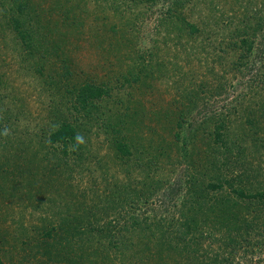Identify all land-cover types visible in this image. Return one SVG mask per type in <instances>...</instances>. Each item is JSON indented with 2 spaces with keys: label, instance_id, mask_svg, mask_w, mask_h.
Instances as JSON below:
<instances>
[{
  "label": "rangeland",
  "instance_id": "rangeland-1",
  "mask_svg": "<svg viewBox=\"0 0 264 264\" xmlns=\"http://www.w3.org/2000/svg\"><path fill=\"white\" fill-rule=\"evenodd\" d=\"M33 1L41 21L21 14V37L1 15L14 0H0L2 263L264 264V195L233 191L264 194V0H191L185 16L202 28L195 35L160 21L172 0ZM246 30L249 52L220 49L226 34L239 42ZM88 84L109 94L83 105L79 91ZM218 114L234 119L232 140L242 148L235 157L244 167L228 177L233 188L211 147ZM248 117L261 119L258 131ZM103 122L117 129L115 138ZM64 123L79 125L85 143L50 142ZM244 168L257 173L237 179ZM77 212L84 221L92 213L96 228L111 221L120 240L60 242L67 225L59 222ZM185 220L203 228L192 245L180 242L185 255L157 252L154 236L164 227L180 234ZM53 226L59 239L46 235Z\"/></svg>",
  "mask_w": 264,
  "mask_h": 264
},
{
  "label": "trees",
  "instance_id": "trees-1",
  "mask_svg": "<svg viewBox=\"0 0 264 264\" xmlns=\"http://www.w3.org/2000/svg\"><path fill=\"white\" fill-rule=\"evenodd\" d=\"M127 2L130 3H137V4H141V5H145L148 4L149 1H156V0H125ZM190 1L191 0H172V2L170 3V5L168 6V10L164 15L163 18L160 19L161 22H163V24L167 23V31L168 30H174L176 31V33L178 32L180 35L184 33H187L189 35H195V34H199L200 32H202V28H200L197 24L192 23L188 20H186V16H185V10L188 9L189 5H190ZM14 6H2L1 9V15L3 17L10 16V21H12V25L14 26L15 30H17V33L19 36L23 37L24 35H26V31L24 30V19L25 16L29 17V21L32 22L35 19H37L38 21H41V13L43 12V8L41 9L40 12L37 11V8H35L34 6V1L32 3V0H14ZM52 7H50L48 10H46L47 12H45L44 10V16L46 15L47 17L45 18L44 21L49 20V11ZM46 13V14H45ZM21 14H24V19H21ZM21 15V16H20ZM26 21V20H25ZM43 21V22H44ZM27 24V23H26ZM32 27L34 29H36L37 27H34V24H31ZM174 28V29H173ZM244 34L246 36H244V38H241V40L238 42L237 40H233V34H230L229 36L226 34L225 38H230L227 39L226 42L225 40H220L218 41L219 44L221 45H226V49L224 50L223 46L222 49L225 53H228V51H232L233 47H242V49L245 48L246 51L249 52V50H251L253 48V43L251 41H249V36L248 35V31H244ZM44 37H46L44 34H42ZM51 49V48H50ZM49 55H51V51H49ZM231 69H233L231 67ZM230 69V70H231ZM235 69V68H234ZM146 72V71H145ZM144 72V73H145ZM138 82V81H137ZM109 94L108 90L103 89L102 87H98L96 84H88L85 85L81 88V91H79V101L81 103H83V105L86 104H93L96 100L101 99L103 96H107ZM264 107V106H263ZM261 109V106L260 108ZM263 109V108H262ZM264 110V109H263ZM84 118H90L88 116L83 115ZM125 117V114L122 116V118ZM215 117V118H213ZM212 119H214V123L215 126L213 128V130L211 131V133H209V136L213 137V146L212 149L214 152H218L219 156H217V158L220 159V165H216L214 167H212V164H210V168H219L220 170V174H221V178H222V182H226L228 185L231 186V188L234 187L235 185V179L232 178H228L232 175V172L235 171V169H237V167L243 169L244 165L239 162L240 161V155L237 154V157H235L236 153L238 152L239 149V145L238 142H236L235 140H232V126H233V121L231 119V116L228 114H218V116H213ZM90 121V120H89ZM102 121H105L102 119ZM261 122V119H255V118H246L245 123H249V125H251L252 127L256 128V130L258 131V124ZM105 123L106 127H109V132L108 130L106 131V134L110 135V139L115 138L117 135H115L117 131V129H114V126L110 125L109 122H103ZM79 126V125H77ZM77 126L75 124H69V123H64L62 124V126L56 130H54L50 136H49V140L52 143H62V145H64V149L67 147V144L70 143L72 145L75 146V148H77V143H76V139L75 137L77 136V134L79 133L77 130ZM81 127V126H80ZM234 128V127H233ZM202 129V128H201ZM194 130L192 132V134H195ZM257 131L253 132V133H257ZM113 134V136H112ZM6 138L5 136H3V139ZM260 139L259 138H255L254 139V144H256L257 142H259ZM115 142V141H114ZM119 143L115 146V149L117 152H120L121 157H124L125 155H128V149L126 147V145L119 140ZM240 153L242 152V148L239 149ZM66 152V151H64ZM208 156V155H207ZM199 157V155L197 156ZM206 157V156H204ZM201 158V157H200ZM201 160V159H200ZM234 160V161H233ZM211 160H209L210 162ZM214 163V162H213ZM238 163V166H236V164ZM28 170V169H27ZM224 173V175H223ZM257 172H254L253 168H252V172L249 170H247L246 168H244L242 174H238L236 176V178L241 179L243 177L249 178L250 175L254 176L256 175ZM251 176V177H252ZM232 177V176H231ZM245 178L242 180L244 181ZM190 181L192 184V187L190 188V191L194 189V186L197 184V176L195 174L190 175ZM218 183V182H217ZM223 185L221 184H210L208 190H216L219 188H222ZM233 191L236 193V195L238 197H247V198H259V197H263L264 194H245V192L240 188L238 190H234ZM229 203V202H227ZM218 210H221V208H219ZM207 211H209L208 213L212 212V209H208ZM221 212V211H220ZM92 214V213H91ZM90 213L87 214L88 218L87 221H84L83 216L84 213L82 215H80V212H77L75 214H70L64 216L61 219V222H59V226H62L63 223L67 225L66 228V232H64V234H62L61 240L60 242H63L65 244H69L71 245L75 240L79 241L77 244L80 246H83V241H87L88 239L92 242L96 240V235L99 236L97 239H101L102 237L108 236V238H110V242H112L113 244L117 243L120 240V236H117V234H112V231L114 230V226H113V230H112V222H108L106 225L100 227V228H96L94 226L90 225ZM96 217V215H95ZM75 218L76 220L80 221L81 224L80 225H76L75 222H73L72 220H70ZM183 229H179L180 234H178V232L176 233V235H167V231L169 230V228L165 227L163 228L162 232H159L158 236H154L155 238V242L157 244V252L161 253H167V254H171L174 253V251H176V255H185L180 251V248L182 246L180 245V242L183 244H193V239L197 236V233H199V231L203 232V228H201L198 224L194 225V221H189V220H185L182 225ZM58 231V228H55V226H53L51 229H49V231H47L46 235L52 239L55 240V238L59 239L58 234H53V230ZM195 231H198L197 233H195ZM67 236H66V235ZM65 235V236H64ZM101 244V242H99ZM175 243V244H174ZM184 246V245H183ZM187 246H184V250L186 253H188L187 251ZM191 248V247H190ZM189 248V251H190ZM97 249V248H96ZM198 250V249H196ZM170 251V252H168ZM66 252H68V254L70 253L69 249H66ZM163 253V254H164ZM162 254V255H163ZM81 260V259H80ZM79 260V261H80ZM70 263H71V259H69ZM74 262V261H72ZM0 264H3L2 261L0 260ZM84 264V262L82 263ZM86 264V263H85Z\"/></svg>",
  "mask_w": 264,
  "mask_h": 264
},
{
  "label": "clouds",
  "instance_id": "clouds-1",
  "mask_svg": "<svg viewBox=\"0 0 264 264\" xmlns=\"http://www.w3.org/2000/svg\"><path fill=\"white\" fill-rule=\"evenodd\" d=\"M4 134L7 135V129L5 130ZM75 139H76L77 144H84L85 143L84 137L80 134H77Z\"/></svg>",
  "mask_w": 264,
  "mask_h": 264
}]
</instances>
